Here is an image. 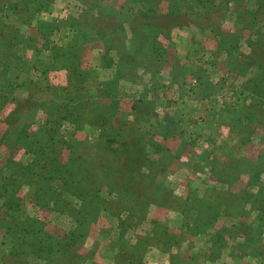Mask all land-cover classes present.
<instances>
[{"label":"rangeland","instance_id":"1","mask_svg":"<svg viewBox=\"0 0 264 264\" xmlns=\"http://www.w3.org/2000/svg\"><path fill=\"white\" fill-rule=\"evenodd\" d=\"M0 264H264V0H0Z\"/></svg>","mask_w":264,"mask_h":264}]
</instances>
